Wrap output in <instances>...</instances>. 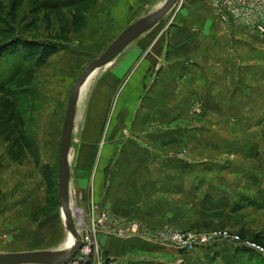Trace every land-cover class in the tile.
I'll use <instances>...</instances> for the list:
<instances>
[{
	"label": "rangeland",
	"instance_id": "374dc122",
	"mask_svg": "<svg viewBox=\"0 0 264 264\" xmlns=\"http://www.w3.org/2000/svg\"><path fill=\"white\" fill-rule=\"evenodd\" d=\"M101 1L90 0L92 7L85 15L86 25L80 28L73 24L72 18L79 7L57 11L45 9L39 0H0V46L17 38L59 45V51L41 67H35L33 63L23 64L21 57L8 59L7 63L0 62V108L2 104L7 105L8 110L2 114L6 118L11 114L15 127V133L9 138L0 136V254L40 249L68 251L64 245L69 233L57 197L59 147L55 146L52 165L40 164V154L34 149L40 143L46 150L55 141L51 139V126L59 99L63 96L65 102L70 86L74 85L84 69L71 68L72 61L77 60L72 53L77 52L79 37L88 26L90 14ZM217 19L226 30L236 28L250 35V39L240 41L238 46L233 40V55L238 61V67L235 65L238 71L233 76L238 80L235 78L232 83L224 81L223 88L242 95V87L240 89L237 83H249L248 95L255 99L249 98L247 103L241 101L237 108L228 106L234 109L224 111L229 116L237 112L245 114L232 120L212 119L215 115L193 100L184 107L186 119L174 122L175 131L171 127L173 121L160 122L159 125L148 123L142 131H137L136 121H131L123 131L120 149L97 153L96 165L92 170L93 187L89 185L79 190L73 182L69 187L71 213L72 209L77 212L80 209L83 213L82 224L73 214L81 242L83 244L87 236L92 242L85 264H234L233 257L236 255L244 259L252 258L253 264H264V36L254 35L243 27L228 26ZM63 65L68 68H59ZM162 69L155 68L151 83L155 81L152 77H156ZM182 81V78L179 79L177 85L183 86ZM252 84H255L254 87ZM223 107L225 105L220 106L221 109ZM85 108L86 104L82 105V100L78 99L69 154L70 178L74 161L77 160L72 143L78 140L77 132L83 122ZM224 112L221 115L225 116ZM62 126L59 118L56 120L58 133L60 130L62 132ZM158 128L159 138L158 134L155 138ZM183 129L191 132L204 129L207 144H199L194 137L187 142ZM170 132L176 136H168ZM215 132H224L225 136L217 139ZM229 132L236 134V140H239L236 147L235 144H226L232 141ZM155 139L158 143L156 151L152 146ZM110 140L106 136L100 139L101 143ZM56 141L60 143L58 137ZM134 149L139 151L135 152ZM42 156L47 157L48 154L43 152ZM118 160L146 162L144 168L121 166L117 169L118 173H125V177L136 173L137 210L143 214L144 220L121 219L105 207L110 193L105 185L113 171V163ZM32 163L36 168L40 166L43 192H40L41 184L35 182L32 186L23 176L22 172L29 169ZM152 164L160 165L159 183L153 179ZM44 167L51 168L55 173L56 187L50 193L42 177ZM171 167L179 175H167L172 171ZM140 172L144 176L139 184ZM165 179L173 184H164ZM117 188L118 184L114 189ZM43 197L45 201L41 204ZM47 220L54 228L45 224ZM32 226L35 230L27 231ZM225 233L238 237L239 241L219 237ZM174 234L216 239L203 245H191L186 237L184 242L177 245L170 240ZM103 239L126 242L131 252L123 258L107 256L101 249ZM251 244L260 247L263 252L250 247Z\"/></svg>",
	"mask_w": 264,
	"mask_h": 264
},
{
	"label": "crops",
	"instance_id": "0c3cea01",
	"mask_svg": "<svg viewBox=\"0 0 264 264\" xmlns=\"http://www.w3.org/2000/svg\"><path fill=\"white\" fill-rule=\"evenodd\" d=\"M165 1L102 0L90 14L88 26L79 37V46H76L78 50L74 53L75 55L72 53V56L77 60L72 61L71 68L85 69L88 64L107 50L122 31L160 9ZM178 6L156 27L130 44L112 63L95 71L82 86L80 94L82 90L83 92L81 95L79 94V100H82V105L86 104V108L83 122L77 132L78 140L76 143H72L77 160L74 161L70 188L72 182L79 190L88 188L89 185V187H93L92 170L96 165V154L106 150L116 152L118 148L120 149L119 143L124 139L123 131L131 121H136L135 129L137 131L144 130L148 123L154 124L155 122L159 125L160 122L173 121L171 127L172 131H175L176 123L174 122L182 118L186 119L184 107L193 100L206 106L205 109L215 115L212 119L232 120V118H240L241 115L245 116L239 112L229 116L224 111H233L234 109L228 106L237 108L241 101L247 103L249 98L255 99L254 96L248 95L250 84L237 83L240 89L242 87L243 94L241 95L240 92L235 94L224 89L223 82L232 83L236 78L233 74L238 71V68H235L238 67V61L233 55V40L238 46L240 41L245 42L250 39V35L242 33L236 28L226 30L224 25L211 14L209 8L198 0H182ZM221 65L225 68H220ZM59 68L68 67L63 65ZM155 68L163 69L156 77H152L155 81L151 83V76ZM181 78L183 86H178L177 81ZM70 80L72 81V78ZM253 85L255 84H252V87H254ZM72 87L73 85L70 86V91ZM69 95L70 92L66 94L65 102L62 96L59 99L60 103L57 104L55 123L53 121L51 126V139L55 140L52 142L53 146L50 145L46 151L44 146L39 143L34 149V152L40 154V164L52 165L54 163L55 146L59 147V141L57 143L56 138L58 137L60 140L61 137V130L60 133L56 130V120L58 121L60 118L63 123ZM62 105H64V109ZM222 105H225V108L221 109ZM181 112L184 113L181 115ZM223 112L225 116L221 115ZM158 133L159 128L155 132V138ZM206 133L204 129L194 132L183 129V136L187 142L189 138L194 137L203 146L207 144V140H204ZM229 133L232 141L226 144L229 146L235 144L234 147H236L239 145V140H236V134ZM152 134L154 137V133ZM105 136L111 140L101 143V137L105 138ZM168 136L175 137L176 134L170 132ZM215 136L217 139H221L225 135L224 132L223 134L215 132ZM112 137L116 140H112ZM157 137L159 138V134ZM152 146L153 148L155 146V151L158 150L156 139ZM189 146L191 147V144ZM134 150L135 152L139 151L138 149ZM43 152L48 154L47 157L45 156L46 158L42 156ZM145 154L149 155V153ZM111 163L110 161L109 164ZM145 165L144 161L134 163L133 161L118 160L111 167L113 168L112 176L108 177L105 185V189L109 188L108 192L110 191L105 207H108L121 219L144 220L145 218L137 210L139 196L136 187V173L133 172L129 177H125L126 174L118 173L117 169L121 166L144 168ZM171 168L172 171L167 172V175L171 177L179 175V172H176L173 167ZM152 171L153 179L159 183L161 181L160 165L152 164ZM22 173L32 186L35 182L41 184L39 188L40 192H43L40 166L36 168L32 163L29 169H25ZM163 175H166V172H163ZM143 176V172H140L139 184L143 182ZM111 179H113L112 183ZM163 183L173 184L166 179ZM116 184L119 185V188L114 189ZM32 190L36 192L34 188ZM44 201L45 197L40 203L42 204ZM30 215L32 217L31 213ZM27 221L25 220V223ZM46 223L54 228V225H51L48 220ZM34 230L32 226L27 231ZM101 249L107 256L122 258L131 252V248L126 242L106 241L105 239L101 241ZM39 251L41 249L26 252Z\"/></svg>",
	"mask_w": 264,
	"mask_h": 264
},
{
	"label": "water",
	"instance_id": "95a60500",
	"mask_svg": "<svg viewBox=\"0 0 264 264\" xmlns=\"http://www.w3.org/2000/svg\"><path fill=\"white\" fill-rule=\"evenodd\" d=\"M179 1L166 0L160 9L148 14L122 31L101 56L88 64L71 88L59 143L57 197L58 206L65 219V228L75 239L74 247L69 251L59 250L0 254V264H64L81 249V238L73 221V214L76 216L78 212L72 209L73 213H71L69 202V154L71 151V136L80 90L90 75L98 69L112 63L130 44L144 33L156 27L175 8Z\"/></svg>",
	"mask_w": 264,
	"mask_h": 264
},
{
	"label": "trees",
	"instance_id": "16d2710c",
	"mask_svg": "<svg viewBox=\"0 0 264 264\" xmlns=\"http://www.w3.org/2000/svg\"><path fill=\"white\" fill-rule=\"evenodd\" d=\"M40 5L45 9H55L57 11L66 10V8H78L76 14L72 15L73 24L79 25L80 28L86 25L85 15L91 10L90 0H39ZM86 5L84 8L81 6ZM255 35V34H254ZM59 51V45L47 44L37 40H28L17 38L11 41H8L5 44L0 46V62L7 63L8 59L22 58L23 64L33 63L35 67L43 66L51 56L56 54ZM8 107L5 104H2L0 108V136L4 138H9L15 130L13 126L14 117L9 114V117L6 118L2 112L7 111ZM6 114V113H5ZM18 121L21 122L20 117ZM23 127V123H22ZM13 130V131H12ZM27 143V142H26ZM25 144V143H24ZM29 144L27 143L26 146ZM29 149L30 145H29ZM54 171L49 167H44L42 169V177L45 181L47 187V192L50 193L55 187L56 182L54 180ZM257 245H262L258 243ZM264 247V245H262ZM244 253V251H242ZM254 253V252H252ZM258 254V253H256ZM262 256L261 254H258ZM237 256V255H236ZM233 257L234 264H253L252 258L244 259L243 257ZM263 257V256H262ZM264 261V260H263ZM264 263V262H263Z\"/></svg>",
	"mask_w": 264,
	"mask_h": 264
},
{
	"label": "built area",
	"instance_id": "2783aa9c",
	"mask_svg": "<svg viewBox=\"0 0 264 264\" xmlns=\"http://www.w3.org/2000/svg\"><path fill=\"white\" fill-rule=\"evenodd\" d=\"M201 3L207 5L214 16L219 18L223 23L228 26L233 27H243L245 30L250 33L264 36V0H198ZM175 9V8H174ZM173 9V10H174ZM95 222V221H94ZM98 224H100L98 222ZM187 237V242L191 245H203L208 242L216 239L215 238H197L191 235H180L174 234L171 235L170 240L175 244L184 242V239ZM219 237H222L224 240H233L239 241L238 237H231L228 234H222ZM85 243V246L83 245ZM84 243L82 244V249L69 259L64 264H85L88 255L90 254V247L92 242L90 238L85 237ZM87 244V245H86ZM250 247L255 250L263 252V249L260 247L251 244ZM87 248L89 252H87Z\"/></svg>",
	"mask_w": 264,
	"mask_h": 264
},
{
	"label": "bare ground",
	"instance_id": "6f19581e",
	"mask_svg": "<svg viewBox=\"0 0 264 264\" xmlns=\"http://www.w3.org/2000/svg\"><path fill=\"white\" fill-rule=\"evenodd\" d=\"M77 217H78V220H79L80 224H82L83 213H82V211L80 209H78ZM74 245H75V239L69 234V236H68V238L66 240V244L64 245V248H65V250L67 249L69 251V250H71L74 247ZM87 252H89V251L87 250Z\"/></svg>",
	"mask_w": 264,
	"mask_h": 264
}]
</instances>
